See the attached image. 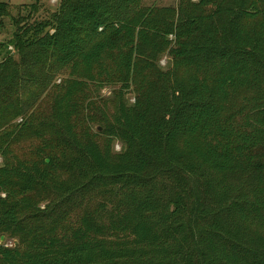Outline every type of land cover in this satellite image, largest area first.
Returning <instances> with one entry per match:
<instances>
[{"label":"trees","instance_id":"16d2710c","mask_svg":"<svg viewBox=\"0 0 264 264\" xmlns=\"http://www.w3.org/2000/svg\"><path fill=\"white\" fill-rule=\"evenodd\" d=\"M32 2L0 60V264H264V0Z\"/></svg>","mask_w":264,"mask_h":264},{"label":"rangeland","instance_id":"374dc122","mask_svg":"<svg viewBox=\"0 0 264 264\" xmlns=\"http://www.w3.org/2000/svg\"><path fill=\"white\" fill-rule=\"evenodd\" d=\"M33 0H0V3H5L8 6V12L9 17L2 19V27L0 28V60L5 56L4 55V48L2 47V44H7L12 39L13 33H14V27H13V21L12 19H16L19 15H25L26 9L33 3ZM193 2H196L197 0H192ZM60 0H40L38 5V12L36 13V17L39 19L46 18L48 16V13L54 12L59 4ZM142 4L146 6H157V7H176L178 4V0H142ZM25 10V11H24ZM48 12V13H47ZM168 59L163 58L159 65L162 68H165L167 66ZM59 82V79H57ZM101 96L103 98H110L111 97V91L109 89H104L101 92ZM128 100V103H132L133 99L131 95H128L126 97ZM48 104V100L45 101ZM48 106L46 105L45 108ZM95 132H100L101 128L98 126H94ZM26 144L22 145V148L26 150ZM121 151V145L119 143H116L113 147V153L117 154Z\"/></svg>","mask_w":264,"mask_h":264},{"label":"water","instance_id":"95a60500","mask_svg":"<svg viewBox=\"0 0 264 264\" xmlns=\"http://www.w3.org/2000/svg\"><path fill=\"white\" fill-rule=\"evenodd\" d=\"M46 162L48 163V160H46ZM0 241H1V242L3 241V237L0 238Z\"/></svg>","mask_w":264,"mask_h":264},{"label":"built area","instance_id":"2783aa9c","mask_svg":"<svg viewBox=\"0 0 264 264\" xmlns=\"http://www.w3.org/2000/svg\"><path fill=\"white\" fill-rule=\"evenodd\" d=\"M9 50L11 51V50H12V48H11V47H9Z\"/></svg>","mask_w":264,"mask_h":264}]
</instances>
